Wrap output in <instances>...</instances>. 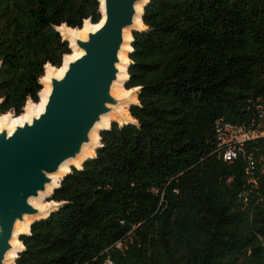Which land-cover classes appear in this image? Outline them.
Listing matches in <instances>:
<instances>
[{
  "label": "trees",
  "instance_id": "trees-1",
  "mask_svg": "<svg viewBox=\"0 0 264 264\" xmlns=\"http://www.w3.org/2000/svg\"><path fill=\"white\" fill-rule=\"evenodd\" d=\"M99 6L0 0V116L39 103L45 67L72 53L57 29L99 23ZM143 26L134 123L101 132L14 264H264V136L232 163L217 140L218 124L264 133V0H151Z\"/></svg>",
  "mask_w": 264,
  "mask_h": 264
},
{
  "label": "water",
  "instance_id": "water-1",
  "mask_svg": "<svg viewBox=\"0 0 264 264\" xmlns=\"http://www.w3.org/2000/svg\"><path fill=\"white\" fill-rule=\"evenodd\" d=\"M98 1L105 20L85 41H76L83 54L61 79L51 80L43 113L11 134L0 132V264H6L14 249L17 223L41 215L31 202L46 193L64 163L83 155L92 144L93 130L121 104L111 92L118 80L124 32L135 27L136 6L144 3L145 8L151 0Z\"/></svg>",
  "mask_w": 264,
  "mask_h": 264
},
{
  "label": "bare ground",
  "instance_id": "bare-ground-1",
  "mask_svg": "<svg viewBox=\"0 0 264 264\" xmlns=\"http://www.w3.org/2000/svg\"><path fill=\"white\" fill-rule=\"evenodd\" d=\"M102 2V0H101ZM144 3H139L136 6L137 15L134 19L135 27L133 29H127L124 32V40L122 50L119 53L120 64L117 65L119 70L118 80L114 83L112 87V96L121 101V104L117 107L115 113H110L102 118V122L99 123L96 128L91 133L92 144L86 146L83 155L79 156L75 160H69L63 164L60 171L56 173L53 178V184L47 186L46 193L40 195L36 200H33L31 204L36 209H39L42 213L37 217H26L24 223H17L15 227L14 238L12 239L13 250L7 255L8 261L6 264H14L18 254L23 250V245L19 242V237L22 235H27L30 232V228L33 223L45 220L48 216L55 211L59 205L51 201L52 203L42 206V202L50 198L55 189L59 188L60 182L70 173L72 169H81L82 165L91 160L95 156L96 150L100 147V137L101 131L109 129L112 123H119L120 126L124 124L134 123L129 115V108L137 103V93L139 89H132L127 93H124L121 88L124 87L125 82L128 80V68H129V54L132 51L131 41L132 34L144 30L143 23L141 21V16L144 11ZM105 20L103 15L102 19L97 24H92L90 21H85L81 29H71L63 25L57 30L62 35L63 39L69 41L71 47V55L65 56L63 59L62 66L60 68H53L50 65L45 67V75L40 80V83L44 86L43 90L39 94L40 101L34 104L31 101L27 102L25 106V113L20 116H13L11 113L0 116V132L7 130L11 134L16 127L22 126L25 123H31L33 118L38 117L44 111V107L47 102V98L51 91V80L61 79L64 73L67 71L68 65L81 57L83 52L76 47V41H85L89 33H92L99 29ZM24 111V110H23Z\"/></svg>",
  "mask_w": 264,
  "mask_h": 264
},
{
  "label": "built area",
  "instance_id": "built-area-1",
  "mask_svg": "<svg viewBox=\"0 0 264 264\" xmlns=\"http://www.w3.org/2000/svg\"><path fill=\"white\" fill-rule=\"evenodd\" d=\"M217 140L219 143V151L222 160L225 163H232L243 152V146L245 143L264 136V133L258 129H245L239 127H233L232 125L218 124L217 127ZM254 164L250 161L248 173L253 174ZM255 183V180L252 179Z\"/></svg>",
  "mask_w": 264,
  "mask_h": 264
},
{
  "label": "rangeland",
  "instance_id": "rangeland-1",
  "mask_svg": "<svg viewBox=\"0 0 264 264\" xmlns=\"http://www.w3.org/2000/svg\"><path fill=\"white\" fill-rule=\"evenodd\" d=\"M43 87H44V86H43ZM121 90H122L124 93H127V92H128L127 90H125L124 87H122ZM39 101H40V99H39ZM26 106H27V105H26ZM25 108H26V107H25ZM25 108H24L23 113H25ZM128 111H129V110H128ZM51 201H53V200H52V196H51L50 198L46 199V202L43 201L41 204H42V206H46L47 204L52 203ZM19 242H20V240H19ZM20 243H21V242H20ZM21 244H22V243H21Z\"/></svg>",
  "mask_w": 264,
  "mask_h": 264
}]
</instances>
